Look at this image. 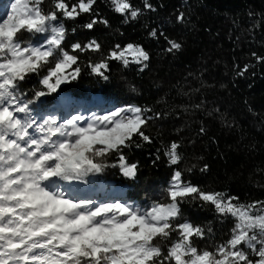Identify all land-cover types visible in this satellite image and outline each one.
Masks as SVG:
<instances>
[{"label": "snow or ice", "instance_id": "snow-or-ice-1", "mask_svg": "<svg viewBox=\"0 0 264 264\" xmlns=\"http://www.w3.org/2000/svg\"><path fill=\"white\" fill-rule=\"evenodd\" d=\"M44 2L0 0V264H264V201L240 203L236 196L206 192L185 180L175 142L164 152L169 165L177 166L166 190L167 203L142 207L119 195L111 202H98L71 194L79 191L72 187L74 182L90 184V177L110 167L135 180L138 164L130 163L124 150L141 146L136 137L152 142L144 128L153 117L148 115L150 108L127 105L91 116L37 118V100L59 96L62 85L79 78L76 53L101 52L94 39L72 44L69 52L63 20L89 14L92 19L85 28L91 30L97 23L108 27L106 19L97 18L96 0H78L71 6L66 0H53L54 10L48 12ZM110 3L125 22L141 15L130 0ZM144 8L155 11L149 0H144ZM176 20L183 23L185 14L179 13ZM149 35L156 38L158 33L153 29ZM159 35L164 36L163 31ZM164 39L167 52L181 49L179 42ZM149 60L141 45L117 44L88 67L107 81L110 61L125 68L140 65L142 72ZM257 60L264 62V57ZM247 70L245 66L239 75ZM42 71V88L26 98L23 82ZM60 104L72 107L62 96ZM113 155L117 159L109 163ZM207 170L205 164L201 171ZM196 200L211 205L221 221H234L229 238L212 251L195 244L213 235L211 227L181 222V206Z\"/></svg>", "mask_w": 264, "mask_h": 264}, {"label": "trees", "instance_id": "trees-1", "mask_svg": "<svg viewBox=\"0 0 264 264\" xmlns=\"http://www.w3.org/2000/svg\"><path fill=\"white\" fill-rule=\"evenodd\" d=\"M66 2L71 6L78 0ZM130 2L141 9L136 20L125 22L110 0H96L94 5L97 18L106 19L108 27L97 23L91 30L85 28L92 19L89 14L63 20L69 52L72 44L93 39L101 52L76 53L81 74L60 93L84 106L101 98L114 108L137 105L152 110L148 115L153 119L144 128L152 142L136 137L141 146L124 150L128 161L138 164L137 178L127 179L118 167H110L89 180L124 187V200L142 207L154 201L167 203L166 190L177 166L169 165L164 152L175 142L185 180L206 192L236 196L240 203L264 201V62L257 60L264 57V0H149L155 11L145 9L144 0ZM42 7L45 12L54 10L53 0H45ZM181 12L185 20L178 23ZM153 29L156 38L149 35ZM161 31L182 45L178 52L166 51L169 45ZM128 43L149 53L144 71L140 65L125 68L110 61L107 81L91 74L89 62L98 63L115 45L123 48ZM245 66L248 70L239 75ZM44 74L23 82L27 98L42 88L39 80ZM54 96L44 97V110L53 105ZM116 159L111 156L109 163ZM205 164L208 170L202 172ZM181 210V222L213 229L210 238L195 241L198 248L212 251L229 238L234 221H221L211 205L189 201Z\"/></svg>", "mask_w": 264, "mask_h": 264}, {"label": "rangeland", "instance_id": "rangeland-1", "mask_svg": "<svg viewBox=\"0 0 264 264\" xmlns=\"http://www.w3.org/2000/svg\"><path fill=\"white\" fill-rule=\"evenodd\" d=\"M5 2H7V0H5ZM63 86L64 85H62L61 87ZM61 96L71 101L72 103L71 108H65L61 106L60 104ZM40 99L37 100L36 101L37 103L34 105V109H35L34 114H38L37 116L38 119L41 117H46L49 114L55 115L61 119L66 118L69 115V113L71 114L83 113L85 116H91L93 113L103 114L106 111L115 109L114 107L106 106L101 98H96L95 104L91 106H84L79 101L75 103L73 98L68 93L61 92L59 96L55 97L53 105L49 108L46 107V110H44V106H43L44 97ZM91 178L92 177H90V179ZM72 187L79 189V191L72 192L71 193L72 195L92 197L96 199L98 202H111L113 199L116 198L117 195H119V197H121L122 200L127 198V196L125 195V188L118 189V186L103 181H97L96 183L90 181V184H79L78 182H74Z\"/></svg>", "mask_w": 264, "mask_h": 264}]
</instances>
